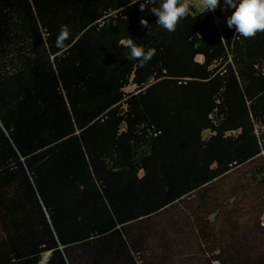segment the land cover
Wrapping results in <instances>:
<instances>
[{"label":"trees","instance_id":"obj_1","mask_svg":"<svg viewBox=\"0 0 264 264\" xmlns=\"http://www.w3.org/2000/svg\"><path fill=\"white\" fill-rule=\"evenodd\" d=\"M142 2L0 0V264H264V32Z\"/></svg>","mask_w":264,"mask_h":264},{"label":"clouds","instance_id":"obj_2","mask_svg":"<svg viewBox=\"0 0 264 264\" xmlns=\"http://www.w3.org/2000/svg\"><path fill=\"white\" fill-rule=\"evenodd\" d=\"M155 0H143L140 10L144 11L149 5H154ZM220 0H202V12L215 10ZM225 7L234 8L235 11L227 18V26L235 27L236 33L244 38H254L258 32H264V0H225ZM149 11L158 17L157 24L169 32H174L181 19L190 14V6L182 3L181 0H162L159 7H150ZM141 25L148 27V21L141 18ZM70 31L66 25L61 27L56 39V46L64 48V42L69 38ZM126 47L130 48L129 59L139 60L141 67L149 61L155 50L145 52L143 46L136 45L131 39L127 40Z\"/></svg>","mask_w":264,"mask_h":264},{"label":"rangeland","instance_id":"obj_3","mask_svg":"<svg viewBox=\"0 0 264 264\" xmlns=\"http://www.w3.org/2000/svg\"><path fill=\"white\" fill-rule=\"evenodd\" d=\"M190 3H193L194 5H197L200 9H202V0H186Z\"/></svg>","mask_w":264,"mask_h":264}]
</instances>
